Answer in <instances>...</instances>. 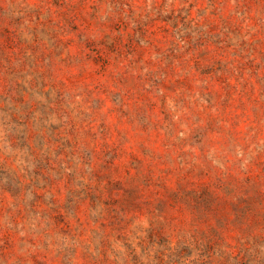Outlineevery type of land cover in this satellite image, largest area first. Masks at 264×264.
Here are the masks:
<instances>
[{"label":"rangeland","instance_id":"1","mask_svg":"<svg viewBox=\"0 0 264 264\" xmlns=\"http://www.w3.org/2000/svg\"><path fill=\"white\" fill-rule=\"evenodd\" d=\"M0 264H264V0H0Z\"/></svg>","mask_w":264,"mask_h":264}]
</instances>
